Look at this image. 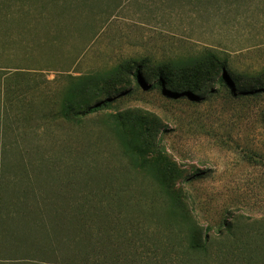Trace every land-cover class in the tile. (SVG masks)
Here are the masks:
<instances>
[{"label": "rangeland", "instance_id": "374dc122", "mask_svg": "<svg viewBox=\"0 0 264 264\" xmlns=\"http://www.w3.org/2000/svg\"><path fill=\"white\" fill-rule=\"evenodd\" d=\"M47 2L0 0V264H264V93L240 88L264 77V0ZM210 54L236 89L214 83L192 99L132 80L138 64L146 73ZM125 61L137 63L108 82V108L80 122L61 115L70 86ZM145 129L162 149L143 154L141 168ZM159 181L181 184L198 223L212 227L206 253H180L186 212L167 210ZM59 202L69 207L60 231ZM78 208L87 239L76 241ZM86 241L98 255L74 260Z\"/></svg>", "mask_w": 264, "mask_h": 264}, {"label": "trees", "instance_id": "16d2710c", "mask_svg": "<svg viewBox=\"0 0 264 264\" xmlns=\"http://www.w3.org/2000/svg\"><path fill=\"white\" fill-rule=\"evenodd\" d=\"M211 57V58H208ZM213 63L214 65L212 67H208L209 63ZM137 62L135 61H125L117 66L114 73L110 77H103V76H97L96 77H87L82 78L78 82H81V84H78L76 86H70V88L67 91L64 105L60 111L61 115L66 118L68 121L73 122H80V118L86 117L90 114L98 113L106 108H108V99L110 97L109 95V86L108 82H116L119 79L122 78L123 74H128L131 71V68L134 67V64ZM220 61L216 58L211 56H204L201 58H198L186 65H180V66H172L171 68L169 63L168 64H162V66H159L155 69H148L145 73L144 65L138 64L136 67H134V70L131 71L132 80L135 83V85H140L141 87L145 89H156L160 88L166 95L168 96H178V94H184L187 95L189 98L196 99V96L200 95H206L209 93H213L215 90V87L213 86L214 83L219 84V88H223L227 84H232L234 86H231V89L234 90L237 88L236 82L234 80V77L231 76L228 68L224 64H219ZM174 68V69H173ZM149 73V74H148ZM258 78L253 80H250L254 82L256 85H248L245 86L240 85V88L245 91V93H251V92H260L264 93V77H261V75L257 76ZM150 79H155L154 83H150ZM90 81V83H89ZM94 81V82H91ZM97 81V82H96ZM249 82V81H248ZM84 83H86V87L83 88ZM99 83V84H98ZM263 85V86H262ZM107 86V87H105ZM81 92H89L90 96H87L83 98L81 101L77 99L78 95L81 94ZM84 95V94H83ZM129 120V117H128ZM116 121H122L121 118H116ZM142 126V130L144 129V123L141 122L140 124ZM142 133V132H141ZM144 138L146 139L143 143V150L139 152L141 156V162L135 163V166H140L141 168H144L146 163L144 155L143 154H151L152 158H156V155H160L161 153V144L162 142L159 140L157 141V133H153L151 129H145L144 130ZM126 145L131 146L132 144H128L125 142ZM134 149H141V146L139 148ZM134 149L132 151H127L129 155H134ZM136 168V167H135ZM172 169L170 167L166 168V174H171ZM174 175V171H173ZM176 175H180V171L178 170L176 172ZM171 181L174 180V177L171 176ZM183 185L188 184L189 177L186 175L183 176ZM170 181V180H169ZM168 181V182H169ZM167 181H159L157 182L159 186V192L162 194V198L165 199V203H167V210L168 209H182L186 212V215L180 214L179 218H177L178 223H180V226L182 228L183 236L187 241V245L183 247L182 251H180V248L178 245H169V250L171 253L175 254V257H179V254L177 253V250L180 251L181 254L186 255H192L196 253H206L208 250V247L211 243V226L207 225V227H204L203 225H200L198 221L196 220L194 216V207L193 205L189 204V196L188 193L186 195H183L181 191V184L179 187H176L175 184L168 183ZM172 184V185H171ZM159 197V195H158ZM154 196V199H152L150 205L152 206V210L156 208V205L158 204L159 198ZM56 204V203H55ZM72 204V207H84V205H78V204ZM56 206V217L59 220V230H62L64 220L68 218V215H66V211H68L64 205L59 202ZM63 207V208H62ZM77 207H75L77 209ZM89 209L98 210L99 207L96 204H91L89 206ZM70 210V209H69ZM73 210H75L73 208ZM98 214V213H97ZM91 215V214H90ZM80 211L78 208V216L72 217L75 221L73 222L75 234H74V240H84L87 239L82 234L84 232H80L82 229L81 224H79V218ZM95 218V217H94ZM77 222V224H76ZM94 222V219H93ZM167 226L171 227V223H167ZM228 231H231L232 226L227 225ZM173 230L170 228V232ZM218 233H220V229L217 230ZM70 237L66 241V245H68V242L75 243ZM96 243H88L86 241V248L90 251H86L84 253L79 252H73V258L76 261H82V260H88V256L90 254L92 255H98L97 249L95 247ZM67 247V246H66ZM86 254L87 257H86ZM85 258H84V257ZM98 262V260H97ZM88 263V262H86ZM99 263V262H98ZM97 263V264H98ZM93 264H96V261H94Z\"/></svg>", "mask_w": 264, "mask_h": 264}, {"label": "crops", "instance_id": "0c3cea01", "mask_svg": "<svg viewBox=\"0 0 264 264\" xmlns=\"http://www.w3.org/2000/svg\"><path fill=\"white\" fill-rule=\"evenodd\" d=\"M44 1H48L47 3H49V5H50V3H52V2H54V1H56V0H44ZM45 7H47V5H46ZM65 8H66V6L63 5V9H65Z\"/></svg>", "mask_w": 264, "mask_h": 264}]
</instances>
